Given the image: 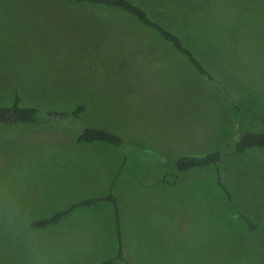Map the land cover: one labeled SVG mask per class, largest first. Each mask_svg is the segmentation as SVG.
I'll use <instances>...</instances> for the list:
<instances>
[{
  "label": "rangeland",
  "instance_id": "rangeland-1",
  "mask_svg": "<svg viewBox=\"0 0 264 264\" xmlns=\"http://www.w3.org/2000/svg\"><path fill=\"white\" fill-rule=\"evenodd\" d=\"M146 1L168 13L160 23L176 29L231 92L246 126L263 131L264 0ZM90 11L97 12L59 0H0V105L12 102L14 90L48 108L82 104L80 126L158 148L162 157L201 154L234 137L232 109L184 56L137 23L105 9ZM25 125L0 124V264H35L27 256L39 233L18 224L17 216H46L92 198L94 185L105 182L103 165L108 175L120 159L122 168L134 162L105 143L93 142L116 148L120 157L64 145L69 134L61 123ZM136 159L156 173L154 163ZM218 168L233 206L215 185L213 166L186 171L173 185L125 194L117 207L124 256L146 257L143 264H264V148L222 158ZM101 206L75 208L66 217L75 224L73 239L63 238L49 255L44 241L39 255L46 262L34 256L39 264H52L50 257L60 260L54 264H90L92 252L114 254L113 208L107 204L102 215ZM240 215L256 225L253 231Z\"/></svg>",
  "mask_w": 264,
  "mask_h": 264
},
{
  "label": "trees",
  "instance_id": "trees-1",
  "mask_svg": "<svg viewBox=\"0 0 264 264\" xmlns=\"http://www.w3.org/2000/svg\"><path fill=\"white\" fill-rule=\"evenodd\" d=\"M59 2L95 8L97 12L90 11L95 15H99L100 9H105L114 15L123 17L124 20H130L147 30L155 32L161 41L167 43L174 51L186 58L196 74L214 84L219 90L225 102L232 109L237 134L234 139L217 145L201 154H182L174 158L162 157L157 152L126 143L123 137L115 132L99 127L80 126L77 123V117L85 111V106L82 104H76L67 110L48 108L29 103L27 99H22L16 90L13 92V100L10 104L0 105V124L48 125L53 122L61 123L72 132L74 141L77 143H108L120 149L124 157L133 156L154 163L161 168V181L169 185L175 184L183 172L205 166H213L215 185L223 192L228 204L233 206L231 195L220 178L219 161L222 158L242 153L246 149L264 148V130L252 131L246 126L241 114V108L231 92L195 57L189 47L183 43L179 34L175 32L176 29H170L161 24L162 22L160 23L163 16H167L168 13L160 14V8H149L150 3L146 0H142L140 4L138 0H59ZM102 201L109 203L113 208L117 246L114 254L105 257L97 264H139L137 261L127 259L122 252L116 199L111 190L101 196L83 199L66 209L53 212L47 217L32 220L30 221V226L41 228L55 224L75 207L92 205ZM240 217L246 223L247 231L250 232L255 229L256 225L248 217L243 215H240Z\"/></svg>",
  "mask_w": 264,
  "mask_h": 264
},
{
  "label": "crops",
  "instance_id": "crops-1",
  "mask_svg": "<svg viewBox=\"0 0 264 264\" xmlns=\"http://www.w3.org/2000/svg\"><path fill=\"white\" fill-rule=\"evenodd\" d=\"M29 125L37 126V125H33V124H29ZM25 126H28V124L25 125ZM40 126L42 127V125H40ZM63 128H65V127H63ZM61 131H64V134H67V133L69 134L68 137L63 139L65 141L64 145H66L67 142H69L71 145H73L74 147H77L79 149L87 148L90 153L94 152V151H99V152L103 151L109 156L110 159H117L118 157H120V154L118 155V152H117L116 148L114 150H109L108 149L110 147L105 145V144H108V143L96 144V145H94L93 142L92 143H77V142L74 141L72 132L69 129L65 128V129H61ZM236 134H237V130H236ZM236 134L234 135V137L232 139L235 138ZM99 143H104V142H99ZM151 144L155 145V142H153ZM219 144H223V143H217L215 146H217ZM108 145H110V144H108ZM136 145L140 147L143 144L138 143ZM211 148H209V149H211ZM155 149H157V150H155ZM209 149H206V150H209ZM152 150L160 151V150H158V148H153ZM164 153H165L164 155L168 154L167 152H164ZM177 154L178 153H176V154H168L166 157H170V156L176 157L178 155L187 154V153H179L178 155ZM75 157H77V155ZM49 158H52V156L49 155ZM54 158H57V156L55 155ZM133 161L134 162H132V161L127 162L126 166L124 165V167L122 168L123 159L122 160L120 159V161H118V163H117V168L114 169V171L109 173L108 175H107V171H106V167H105L106 164L103 165L101 168H102V171H103V175H104L103 179H105V182L101 183V181H100L96 185H94V188H93L94 190H93L92 194L94 193V194H98L96 196H101V195L105 194L108 190H111V193L115 196V199L117 201V207L119 209L120 206H121V199H122V197H124L125 194H128V193L137 194V191L140 188H142L143 186L144 187L141 190V192L145 191L147 187L156 188V187H159V186H165V185L168 186L169 185V184H165V183H163L161 181V179H160L161 168L159 166L154 165V166L158 167V169L156 170V173H154L152 171L153 168H151L149 165L141 163L135 157H133ZM141 167H144L145 169L142 170ZM188 175L189 174H186L185 172H183V173L180 174L179 179H185V178L188 177ZM144 178H145V180L149 179V181H147V183H148L147 185L143 182ZM96 196H94V197H96ZM223 198L225 199L224 195H223ZM99 203L102 204L103 206L97 207L96 210L98 212L101 208L104 207V209L101 211V214L104 215L105 214V210H106L105 206L107 204L108 205H110V204L107 203V202H103V201L95 203V204L99 205ZM92 205H94V204H92ZM75 208H77V207H75ZM74 209H72L65 216L61 217L55 224L47 225V226L41 227V228L31 227L30 226V221L35 220V219L44 218V217H47L48 215L45 216V215L34 214L33 213V215L28 214L26 216H21V215L17 216L19 218V220H17L18 224H20L21 222H24L26 224V228L27 229H34V231L39 233V239L36 240V242L34 244H32V243L30 244L31 251H30V253H28V256H27V257H32V259L30 260L32 263L39 264L38 258H34V256H36V255L38 257H41L40 258L41 261L44 260L46 262L45 256H40L39 255L40 252L44 251L43 250L44 241L47 242V245H48V247H47L48 248L47 249L48 253L47 254L49 255V254L52 253V251H54L53 249H55L57 247L60 248L61 245L64 244V243L61 244V242H63L62 241L63 238H65L67 240L68 239L69 240L73 239L74 230H76L74 228L75 224H73V220H71L70 218H69L70 220H66V217L70 213H72L74 211ZM61 221H64V224H63L64 226L62 227V229H59V227H57V223L61 222ZM59 225H61V224L59 223ZM61 230L63 232H62V236L60 237ZM69 247H72V246L70 245ZM49 248H51L52 251L49 252ZM63 254H60V255H63V257L66 256V260L71 259V257H72L71 253H70V250L68 252L64 251ZM107 254L108 253H106L105 257L107 256ZM105 257H104L103 254H97L96 255L94 252H92L91 258H88V259L90 260L91 263H93L95 260L104 259ZM127 258H129L132 261H137V262H139V264H143L144 261L142 259H145L146 257H142L139 260L138 257H131V254H130V255H128ZM47 262L48 263L53 262L52 264H54V263L60 262V260L56 259V258H53V257H50V258L47 259Z\"/></svg>",
  "mask_w": 264,
  "mask_h": 264
}]
</instances>
